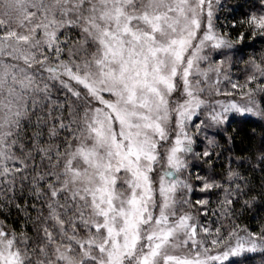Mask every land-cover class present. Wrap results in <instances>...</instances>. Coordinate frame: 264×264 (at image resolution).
<instances>
[{
	"label": "snow or ice",
	"instance_id": "snow-or-ice-1",
	"mask_svg": "<svg viewBox=\"0 0 264 264\" xmlns=\"http://www.w3.org/2000/svg\"><path fill=\"white\" fill-rule=\"evenodd\" d=\"M215 7L0 0V264H235L264 252V225L213 229L185 196L194 137L230 113L264 118V52L231 84L243 102L220 90L237 46L264 40V0L234 38L217 30ZM205 136L196 157L216 144ZM256 160L264 172V151ZM227 178L240 183L197 177L201 191L224 188L230 218L248 181L231 164ZM208 203L196 201L205 213ZM13 209L19 227L7 222Z\"/></svg>",
	"mask_w": 264,
	"mask_h": 264
},
{
	"label": "trees",
	"instance_id": "trees-1",
	"mask_svg": "<svg viewBox=\"0 0 264 264\" xmlns=\"http://www.w3.org/2000/svg\"><path fill=\"white\" fill-rule=\"evenodd\" d=\"M252 0H219L215 5L214 24L218 31L229 32L233 35L241 30L238 25L246 12L249 11L248 5ZM233 21L236 22L235 26ZM250 35V34H249ZM232 59L228 62L225 75L227 79H221V93L231 92L233 98L243 102L238 95L239 88L233 90L232 82L243 83L250 69L246 68L244 61L250 55L257 57L264 52V40L253 38L245 39L243 44L237 46ZM216 50L210 53L213 59H220ZM224 55H229L225 52ZM215 79V77H214ZM254 87V85H253ZM264 96V93H257V99ZM223 98V97H220ZM201 118L203 116L201 115ZM192 131H195L194 126ZM215 139L216 144L211 147L210 156L207 158L196 157L195 153H203L206 146V136ZM193 155L189 156L188 167L183 171V178L187 179L192 185L190 193L185 192L186 198L191 202L192 212L199 216V221L205 226L213 229L219 224L224 228H230L234 222L240 227L248 228L250 231L259 232L264 225V172L253 166L257 165L256 157L264 151V118L252 114L230 113L229 120L220 127L203 129L201 134L194 137ZM241 173L248 183L245 187V195L235 203L232 217L221 216L219 211L220 200L222 199L224 188H212L201 191L204 179L216 181L227 186L229 183L235 185L240 183L239 179L229 181L227 178L228 166ZM204 179H197V177ZM255 197V199H251ZM205 199L209 203L206 205L207 211L196 205V201ZM251 199L250 204H243L244 200ZM23 204V201H20ZM29 204L32 200L28 201ZM2 218V217H0ZM10 225L19 227L20 220L17 219L16 210L13 209L11 217L7 221ZM30 231V228H29ZM235 264H262L264 262V252L245 253L243 257L230 258Z\"/></svg>",
	"mask_w": 264,
	"mask_h": 264
},
{
	"label": "rangeland",
	"instance_id": "rangeland-1",
	"mask_svg": "<svg viewBox=\"0 0 264 264\" xmlns=\"http://www.w3.org/2000/svg\"><path fill=\"white\" fill-rule=\"evenodd\" d=\"M219 0H213L214 4H216ZM202 66H205V65H202ZM215 76H213V79H214Z\"/></svg>",
	"mask_w": 264,
	"mask_h": 264
}]
</instances>
